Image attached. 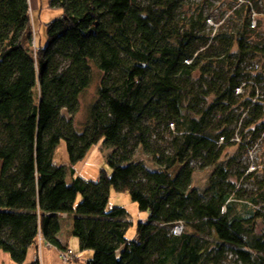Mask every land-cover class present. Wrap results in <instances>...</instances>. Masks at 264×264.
Returning <instances> with one entry per match:
<instances>
[{
    "label": "trees",
    "instance_id": "16d2710c",
    "mask_svg": "<svg viewBox=\"0 0 264 264\" xmlns=\"http://www.w3.org/2000/svg\"><path fill=\"white\" fill-rule=\"evenodd\" d=\"M183 2L52 0L62 13L41 45L28 1L0 0V250L14 263L40 264L39 237L71 249L65 228L92 251L83 264H264V166L238 163L264 143L260 8L246 0L207 32L202 4L180 16ZM93 66L102 79L77 124ZM99 141L112 146L109 171L88 180L73 165ZM193 162L211 169L203 188ZM110 189L147 212L132 239Z\"/></svg>",
    "mask_w": 264,
    "mask_h": 264
},
{
    "label": "rangeland",
    "instance_id": "374dc122",
    "mask_svg": "<svg viewBox=\"0 0 264 264\" xmlns=\"http://www.w3.org/2000/svg\"><path fill=\"white\" fill-rule=\"evenodd\" d=\"M29 5V19L32 25V32L36 35V40L41 45L46 43L45 34V24L57 17L62 13L61 9L55 7L52 4V0H27ZM246 0H184L183 6L180 10V16L185 13H191L194 6L202 4L203 13L208 17L207 32L214 31L219 25H224L222 23L226 21H231L232 14L239 10L241 5L244 4ZM257 6L260 8V12L254 13L258 17L256 20V28L258 26L260 33L264 35V0H257ZM254 5L252 9H254ZM256 18V17H255ZM92 79L88 88L81 93L79 97V108L75 114L74 121L77 124H82L86 120L88 113V106L96 98L97 87L101 82L102 73L93 66L91 70ZM65 114V112L63 111ZM68 116V115H67ZM161 135L167 137V131L161 130ZM112 150V146L104 144L102 141L97 142L89 148L86 155L74 163L73 167L76 170V174L88 179L96 180L99 177V172L101 169L109 171L107 166V157ZM232 152V149H228ZM134 159L142 160L147 166L154 168L155 165L152 163L150 157L145 154L140 148H137L133 153ZM54 157L57 162H66L67 157L65 153L64 146L59 143L54 151ZM238 163L241 166L248 167L247 170L250 171L255 166H264V143L263 142H251L245 147L243 154L239 157ZM195 166V172L193 175L192 185L198 188H203L206 185L208 175L211 171L210 167L198 168L197 164L193 162ZM178 166L171 168L170 173L174 175ZM256 189V186L250 182L244 184L243 190L247 193H252ZM112 206H121L124 208L126 213V219L130 221L125 235L128 239L134 238L136 235L135 226L138 221H143L147 218V212L141 211L137 207V203L133 201L128 194V192H117L110 189L108 195L107 208ZM264 207V206H262ZM63 233L68 240L69 246L75 251L76 259H71L65 264H83L88 258L92 257L93 253L91 250H79V244L76 237L69 235L68 231L63 229ZM45 244L44 242L42 245ZM88 251V252H87ZM59 257V254H58ZM229 259L231 256L228 254ZM60 260V258H59ZM53 261V257L51 263ZM58 264H63L59 261ZM226 264V263H222ZM229 264V263H228Z\"/></svg>",
    "mask_w": 264,
    "mask_h": 264
},
{
    "label": "crops",
    "instance_id": "0c3cea01",
    "mask_svg": "<svg viewBox=\"0 0 264 264\" xmlns=\"http://www.w3.org/2000/svg\"><path fill=\"white\" fill-rule=\"evenodd\" d=\"M60 217H61V220H65V224L67 226L66 228L69 229L71 219L64 216V214L63 215L61 214ZM61 236L64 238L65 234L62 233ZM75 253H77V252H75ZM36 254L39 257L40 264H58L60 261L59 257H58V250L53 246L46 245V243L43 245H40V249H38ZM52 257H53V261L51 263ZM0 264H17V263H14L13 261H11L9 259V256L5 252L0 250Z\"/></svg>",
    "mask_w": 264,
    "mask_h": 264
},
{
    "label": "built area",
    "instance_id": "2783aa9c",
    "mask_svg": "<svg viewBox=\"0 0 264 264\" xmlns=\"http://www.w3.org/2000/svg\"><path fill=\"white\" fill-rule=\"evenodd\" d=\"M182 224L181 223H178L174 228V232L175 233H180L182 231ZM43 241H42V238L39 237V249H40V245H42ZM46 245L48 246H52L51 244L49 243H46ZM58 254H59V258H60V261L61 263L65 264V263H68L71 259L74 258L75 256V253L73 250H71L70 248L68 249H60L58 250ZM38 257V256H37ZM39 259V257H38Z\"/></svg>",
    "mask_w": 264,
    "mask_h": 264
},
{
    "label": "bare ground",
    "instance_id": "6f19581e",
    "mask_svg": "<svg viewBox=\"0 0 264 264\" xmlns=\"http://www.w3.org/2000/svg\"><path fill=\"white\" fill-rule=\"evenodd\" d=\"M75 253V252H74ZM75 255H76V253H75Z\"/></svg>",
    "mask_w": 264,
    "mask_h": 264
}]
</instances>
